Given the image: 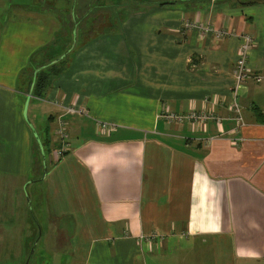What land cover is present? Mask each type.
Segmentation results:
<instances>
[{
    "label": "crops",
    "instance_id": "obj_1",
    "mask_svg": "<svg viewBox=\"0 0 264 264\" xmlns=\"http://www.w3.org/2000/svg\"><path fill=\"white\" fill-rule=\"evenodd\" d=\"M8 1L0 0V220L10 212L38 232L42 251L69 264H264L263 88L250 94L249 78L236 96L232 89L241 33L253 38L248 67L264 74V0H122L130 3L114 17H128L125 25H70L59 51L46 48L62 24L54 6L39 13ZM195 10L231 32L176 30ZM191 107L215 117L161 114ZM49 133L55 154L44 152ZM151 231L160 235L153 249L136 239Z\"/></svg>",
    "mask_w": 264,
    "mask_h": 264
},
{
    "label": "rangeland",
    "instance_id": "obj_2",
    "mask_svg": "<svg viewBox=\"0 0 264 264\" xmlns=\"http://www.w3.org/2000/svg\"><path fill=\"white\" fill-rule=\"evenodd\" d=\"M117 1V2H115ZM122 0H113L114 3H106L103 2V0H75L77 7L76 10L77 12L75 15H71L72 11L75 10L74 8V3L73 0H12L11 2L16 3L24 8L30 7L31 9H34L33 11L35 12H45L47 11L45 8L47 5L54 6V9L56 12L53 13V16L55 17V22L56 19L59 20L62 24L57 23L54 28L56 30L54 36L52 37L51 43L47 45L46 48L50 47L52 48L53 46L57 47V51L61 49V47L64 45H67L70 43V36L68 35L67 32H63L67 30L70 25L73 27L74 24L77 25V27L83 31L88 30L90 32V27L89 25H97L98 23L102 25L104 21L111 22L112 19H115L116 23L118 24L119 22L122 25H125L126 20L128 17L122 19L121 21L118 18H115L114 16H121L123 11L125 10V3L121 2ZM10 3V0L7 2ZM24 5V6H23ZM114 5V6H113ZM113 6L112 10H109V8ZM36 9V10H35ZM74 16L72 19L71 17ZM78 24H77V20ZM113 17V18H112ZM184 18H190L194 19L196 21V25L194 26H189L185 27L183 22L186 23L183 19ZM183 19H180V26H176V30L178 27V31H184L187 29H197L199 34H205L209 32L216 38L215 36L218 34V38H223V30H222V25H214L209 18H203L201 15V10L199 11H194L191 16H183ZM103 21V22H101ZM207 21H209L207 27ZM206 22V23H205ZM86 24V26H85ZM99 24V25H100ZM225 29H228V27H223ZM93 29V28H92ZM229 30V29H228ZM227 30V31H228ZM231 31V30H229ZM91 35V33H89ZM216 38V39H218ZM84 40V39H83ZM66 50V49H65ZM56 51V52H57ZM238 51V50H237ZM41 53H43L41 51ZM235 67V62L233 65V69ZM254 73H262V72H255ZM254 73L250 76H248L245 80L242 82H238V86H236V80L234 77V84L232 89L235 88L236 92L235 95L237 94V91L242 88L243 86L246 85V80L250 78V82L252 83L250 86V94L255 95V93H259L262 90V94H264V78L260 81L256 80L253 75ZM260 82V83H259ZM69 106V105H67ZM255 106V104H254ZM66 107V106H65ZM75 107V106H74ZM76 108V107H75ZM81 107H78V109ZM82 109L84 107L82 106ZM260 109V108H259ZM85 110V109H84ZM67 113V111L65 110ZM74 113V112H73ZM64 126V124L62 125ZM56 132V135L59 137L57 127L54 129ZM49 136L51 137V141L49 144L44 148V152L48 153V151H52V154H55L56 150H54V138L49 133ZM19 211V205L17 206V212ZM11 213H8V219L7 220H0V235L6 236V244L9 247V250L7 253L1 254L0 253V264H69L70 263V257H66V254H61V257L57 256L54 257L52 256L53 252H46L42 251V246H43V240L42 237L38 239L36 232L35 238L32 236V231L28 230L27 227H22L21 226V220L16 219V218H9ZM41 224L43 225V232H45L46 229V220H40ZM30 241L29 248H24L25 250L22 251V253L19 252V245H22L25 247L27 245V242ZM35 246V250L32 251L33 247ZM69 259V261H68ZM205 259H200V262H204ZM69 262V263H68Z\"/></svg>",
    "mask_w": 264,
    "mask_h": 264
},
{
    "label": "built area",
    "instance_id": "obj_3",
    "mask_svg": "<svg viewBox=\"0 0 264 264\" xmlns=\"http://www.w3.org/2000/svg\"><path fill=\"white\" fill-rule=\"evenodd\" d=\"M183 20L186 22V23L183 22L185 27L196 25V21H194V19L184 18ZM208 23H209V21H207L206 25L209 28ZM222 30L224 32L223 35L229 34L231 32L228 29H225L223 27H222ZM215 37L218 38L219 35L217 34ZM240 37H241V40H240L239 45H238L237 58L235 60V67L233 69V75H234L235 80H236V82H235L236 86H238V82H242L248 76H250L254 73V71H252L246 63L247 54H248V51L250 50V48L252 47L253 38H252L251 34L248 32L241 33ZM253 77L259 81L262 78H264V74L263 73H254ZM235 92H236V89L233 88V95L234 96H236ZM204 100H207V98L204 97ZM231 108H234V110L236 112V114H235L236 121L239 123L243 122L241 115H240V112H239L240 107L238 106L237 101H235V100L233 101V103L231 104ZM64 109L70 113L84 111V109H82V108L78 109V108H75L74 106H71V105L64 107ZM212 112H213V110H204V109H200V111H199V110H196L194 107H191L184 112H176V111H173L170 109H161V114L166 119H168V120L174 119L176 121H182L183 118H187L189 121L203 122L208 117H215V115ZM216 118L219 121V118L218 117H216ZM99 124L105 130H107L109 127H111V123L106 122V121H100ZM57 131H58V134L62 140L63 137L66 135L64 127L62 126V120H60L58 125H57ZM67 149H68V143L65 140H63L61 142L60 147L58 148V153L62 154ZM159 236L160 235L157 234L155 231H153V232L151 231L150 233H140L136 239L138 240V242H147L148 248L153 249V247H152L153 246V239L157 238Z\"/></svg>",
    "mask_w": 264,
    "mask_h": 264
},
{
    "label": "trees",
    "instance_id": "obj_4",
    "mask_svg": "<svg viewBox=\"0 0 264 264\" xmlns=\"http://www.w3.org/2000/svg\"><path fill=\"white\" fill-rule=\"evenodd\" d=\"M174 0H158L157 2L159 4H164V3H171L173 2ZM128 1H125V5H127ZM42 74V73H41ZM40 76V75H39ZM46 77H47V74L43 75L42 77H38L37 81H36V85L40 88L39 90H37V92H39V94L41 93V90L43 89V84L46 80Z\"/></svg>",
    "mask_w": 264,
    "mask_h": 264
}]
</instances>
